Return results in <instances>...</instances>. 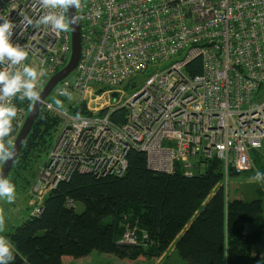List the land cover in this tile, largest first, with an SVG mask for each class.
<instances>
[{"label":"built area","instance_id":"built-area-1","mask_svg":"<svg viewBox=\"0 0 264 264\" xmlns=\"http://www.w3.org/2000/svg\"><path fill=\"white\" fill-rule=\"evenodd\" d=\"M74 10L78 61L49 96L66 98L60 90L67 89L77 98L68 108L42 102L61 125L38 165L30 216L39 215L45 195L74 173L122 175L131 149L144 152L154 172L179 167L187 176L200 159L215 157L226 196L231 173L259 172L251 152L264 140V0H82ZM47 11L37 0H0V16L17 24L11 42L28 53L15 70L30 61L49 78L67 63L69 30L56 33L40 24ZM196 58L201 70L190 75L185 68ZM11 70L7 61L0 64V71ZM129 84L132 93L121 88ZM80 103L85 111L76 114ZM118 109H124L123 122L111 119ZM257 183L264 195V181ZM123 237L134 243V229Z\"/></svg>","mask_w":264,"mask_h":264},{"label":"trees","instance_id":"trees-1","mask_svg":"<svg viewBox=\"0 0 264 264\" xmlns=\"http://www.w3.org/2000/svg\"><path fill=\"white\" fill-rule=\"evenodd\" d=\"M185 70L199 73V58ZM28 104H14L23 110L12 121L6 145L12 144ZM123 114L118 109L111 119L123 122ZM60 125V117L41 106L6 176L16 190L32 183ZM126 159L120 176L74 173L45 195L39 215H27L0 233L13 251L10 264H63L94 250L130 261L165 256L161 264H172L169 248L184 264H264V222L254 226L263 212L259 185H250L248 196L232 197L227 186L226 196L218 185L222 163L215 157L200 159L204 170L191 176L179 167L172 173L154 172L147 168L144 152L135 149ZM252 159L264 173V164ZM128 227L137 230L134 243L123 242Z\"/></svg>","mask_w":264,"mask_h":264},{"label":"clouds","instance_id":"clouds-1","mask_svg":"<svg viewBox=\"0 0 264 264\" xmlns=\"http://www.w3.org/2000/svg\"><path fill=\"white\" fill-rule=\"evenodd\" d=\"M38 5L46 10L45 15L41 16L39 23L49 26L53 32H66L71 25H75L79 17H65L64 12L73 9H79L82 6V0H37ZM55 9H59L57 14ZM28 25H32L33 21L25 17ZM0 64L7 61L8 68L11 71H0V164L6 163L14 159L15 153L11 145H6L5 138L8 137L13 130L12 121L17 115V110L11 104L13 98L23 101L27 99L30 103H38L40 95L36 90L37 82L40 77L46 73L44 70H37L24 65L21 70H15L17 66L27 59L28 53L24 47L19 44H13L11 37L14 29L17 27L13 21L0 16ZM60 95L69 96L67 89L60 90ZM58 108H62L61 101L56 100ZM250 182L264 181V173L257 172L250 177ZM16 198V187L8 179L0 175V200H6L13 203ZM5 229V216L0 210V232ZM14 259L13 251L8 240L0 236V264H10Z\"/></svg>","mask_w":264,"mask_h":264},{"label":"rangeland","instance_id":"rangeland-1","mask_svg":"<svg viewBox=\"0 0 264 264\" xmlns=\"http://www.w3.org/2000/svg\"><path fill=\"white\" fill-rule=\"evenodd\" d=\"M33 61L36 62L35 59H32ZM27 66L32 67L33 69L36 70L37 68V64H31L30 61L27 63ZM40 70H37V72H39ZM137 81H136V85H139V82H141L143 80V75H141V77L139 78L138 76H136ZM48 80L47 76H43L40 77L38 79V89L40 90L43 85L45 84V82ZM122 89H125L124 91H126L127 93H132L136 88H134V85L129 84L127 87L126 85H122L121 86ZM77 98V94L75 92L70 94V98L69 96H67L66 98L60 99L59 101L62 102L63 104V108H68L73 104V101H75ZM48 100H51L53 102L54 105H56V101L50 99L49 97H47ZM24 113V112H23ZM20 114V113H19ZM22 116L19 115L17 118L20 121H22ZM60 128V126H59ZM58 128V130H59ZM57 133V132H56ZM258 151V150H257ZM257 151H252L251 155L254 158L255 162H260V159L262 158V161H264V154L263 156H261V153H258ZM44 159H41V161ZM40 161V162H41ZM256 166V165H255ZM205 168V164H203V162L201 163H197V166L193 168V172H197V171H203ZM37 174V172H36ZM254 175L250 174V173H241L238 175H229L228 176V195L230 197L237 195V196H241L243 195V193L241 192V190L245 187H247L248 185H258L257 182H250V177H252ZM36 177V176H35ZM35 179V178H34ZM33 179V181H34ZM32 181V183H33ZM32 183L30 185H28L27 188H25L24 190H16V198L15 201L13 203H8L6 200H0V210L3 211V214L5 216V229L4 231H6V229H10L12 228V226H17L19 225L23 219H25L27 217V215H29V213L33 210L35 202L33 201V198L30 199V190L32 188ZM262 206H263V212L257 217L254 226H257L261 223L264 222V198H263V202H262ZM79 206H78V210H79ZM134 229L135 235L137 234V230L135 231V228H130L128 227L127 231H131ZM3 231V232H4ZM0 232V233H3ZM169 255V262H171L172 264H184L181 259H179L177 252H174V250L172 248H169V250L167 251V256ZM165 260V256H161V257H154V258H150V259H145L143 257H140L137 260H133L130 261L128 259H124V258H117L115 256H110L108 254L105 253H101L98 252L96 250L90 252V254L83 256V257H79V258H68V259H64L63 260V264H161L163 261Z\"/></svg>","mask_w":264,"mask_h":264},{"label":"water","instance_id":"water-1","mask_svg":"<svg viewBox=\"0 0 264 264\" xmlns=\"http://www.w3.org/2000/svg\"><path fill=\"white\" fill-rule=\"evenodd\" d=\"M69 16H76L75 10H70L66 12V18ZM69 34H70V55L67 63L54 74H52L48 80L45 82L43 87L39 90L40 101L38 103H31L30 107L23 119V122L14 137V140L11 144V148L15 153L14 159L1 164L0 166V175L6 178L7 173L15 160L20 147L22 146L28 132L31 129V126L37 117V114L42 106V102L49 96L52 92L55 85L68 75L72 73L75 68V65L78 61L79 52H80V39H79V26L78 22L75 25H71L69 27ZM112 96H115V93H112ZM85 111V104L80 103L79 106L73 109V112L76 114H83Z\"/></svg>","mask_w":264,"mask_h":264},{"label":"crops","instance_id":"crops-1","mask_svg":"<svg viewBox=\"0 0 264 264\" xmlns=\"http://www.w3.org/2000/svg\"><path fill=\"white\" fill-rule=\"evenodd\" d=\"M257 152H258V153H261V156H263V154H264V140H263V144H262L261 149L258 150ZM251 157H252V155H251ZM252 158H253V157H252ZM252 160H253V159H252ZM253 162H254V161H253ZM254 164H256V163H254ZM259 164H264V161H262V158L260 159V163H259ZM241 192L243 193L242 196H248L249 194H251V187H250V185H248L247 187L243 188V189L241 190Z\"/></svg>","mask_w":264,"mask_h":264}]
</instances>
